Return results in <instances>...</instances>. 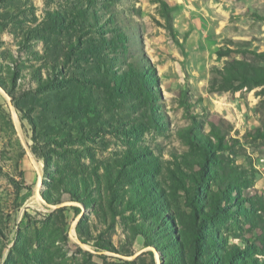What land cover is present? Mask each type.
<instances>
[{"label":"rangeland","instance_id":"1","mask_svg":"<svg viewBox=\"0 0 264 264\" xmlns=\"http://www.w3.org/2000/svg\"><path fill=\"white\" fill-rule=\"evenodd\" d=\"M229 40L264 51V0H0V264H197L198 225L208 264H264V139L247 134L264 96L208 89L241 57L218 58ZM198 149L246 179L205 226L192 203L210 213L217 182Z\"/></svg>","mask_w":264,"mask_h":264},{"label":"trees","instance_id":"2","mask_svg":"<svg viewBox=\"0 0 264 264\" xmlns=\"http://www.w3.org/2000/svg\"><path fill=\"white\" fill-rule=\"evenodd\" d=\"M165 4V3H164ZM230 44H236L241 45V43H236L231 40H229V44L226 45L225 49H220L217 51L218 58H221L223 56L230 55L231 52H233L232 48L229 46ZM245 43H242L241 47L243 49H238L235 51L238 55L241 57L239 58H227L224 60L223 65L221 67H213L211 70V78L208 82V89L211 92H225V91H237L242 88H252V87H261L260 93L262 96H264V51L262 52H251L249 49L244 47ZM132 69V68H131ZM141 74L139 72H133L129 71L127 72V78L130 83H133L138 89L146 92L145 86H143V82L141 79H139V76ZM42 84L41 86H43ZM38 91V88L36 89V92ZM35 92V94H36ZM30 91H27L25 93H22V98L30 97ZM146 95V101L151 105V101L149 100L147 93H144ZM36 95H31V98L35 97ZM21 98V99H22ZM17 109L24 112V115H27L30 110L33 108V105L31 104L30 108L23 109V107L20 105V103L17 101L16 103ZM27 118L32 122L31 116L28 115ZM191 131V130H190ZM190 131H188L185 136L190 143L191 146L196 145L195 142L189 140V134ZM209 134L213 137V141H210L211 146L213 149L218 150L221 149L223 143L225 142V133H223L220 129V127L214 123L210 125V131ZM248 135H251V137L255 139H264V122L262 127H257L255 130L251 132H247ZM206 143V142H205ZM203 143V145L205 144ZM198 157H199V182H202L201 186H204L205 179L208 178H214L217 182V189L214 191H210L209 195L207 196L208 199H210V213H206L203 211L204 206H206L205 199L203 197L197 196L195 197L193 203H192V210H193V216L192 221L195 223L197 221V218L200 220V224H205L206 221L205 218L210 217V220H214L217 217H223V214H225L228 210H230L229 200L233 201L234 198L232 197L233 192L236 190V186L239 184H242L244 181H246L245 176L243 175V170H235L232 167L228 165L221 166L217 171L211 170L209 166V162L212 159V155L215 154V151H204L198 149ZM134 155H127L125 156L126 160L132 159ZM124 162V160L122 159ZM124 169V165L119 164V170L121 171ZM119 171V172H120ZM215 174V176H210V174ZM147 189H150L147 187ZM200 190V189H198ZM145 191V190H144ZM146 194V192H144ZM159 198V197H156ZM203 199V201H201ZM229 199V200H228ZM238 201L235 202L237 204ZM223 204V206L221 205ZM241 204V203H240ZM238 205V204H237ZM213 221V222H214ZM211 222V221H209ZM212 224V223H211ZM205 226V225H204ZM195 234L193 236V254L192 258L195 263L199 264L200 262L202 264H208L210 261L213 260L217 261V256L212 254L204 257L203 252H199L200 249L204 250L205 248V239L206 237L203 235V231L199 225L196 228ZM209 236H211L213 239H217L213 236L212 232H206ZM234 248H237L234 246ZM231 253V256L227 257H221L222 264H234L235 262H238L236 259L237 256H239V253L243 254L244 252L241 251L237 253L236 251L229 252ZM201 256V257H200Z\"/></svg>","mask_w":264,"mask_h":264}]
</instances>
